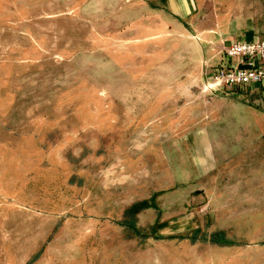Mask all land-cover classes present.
I'll use <instances>...</instances> for the list:
<instances>
[{"label":"rangeland","instance_id":"rangeland-1","mask_svg":"<svg viewBox=\"0 0 264 264\" xmlns=\"http://www.w3.org/2000/svg\"><path fill=\"white\" fill-rule=\"evenodd\" d=\"M259 39L264 0H0V264H264V85L214 78Z\"/></svg>","mask_w":264,"mask_h":264},{"label":"built area","instance_id":"built-area-1","mask_svg":"<svg viewBox=\"0 0 264 264\" xmlns=\"http://www.w3.org/2000/svg\"><path fill=\"white\" fill-rule=\"evenodd\" d=\"M224 53L230 62L216 70V83L232 87L264 85V39L234 41Z\"/></svg>","mask_w":264,"mask_h":264},{"label":"trees","instance_id":"trees-1","mask_svg":"<svg viewBox=\"0 0 264 264\" xmlns=\"http://www.w3.org/2000/svg\"><path fill=\"white\" fill-rule=\"evenodd\" d=\"M217 236H219V235L214 234V235L212 236V238H211V241H213V242H218V243H220V242H224V239H220V238L217 237Z\"/></svg>","mask_w":264,"mask_h":264}]
</instances>
